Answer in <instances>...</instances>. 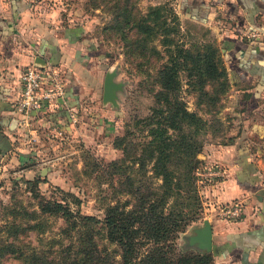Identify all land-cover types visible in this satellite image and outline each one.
<instances>
[{"label": "trees", "instance_id": "obj_1", "mask_svg": "<svg viewBox=\"0 0 264 264\" xmlns=\"http://www.w3.org/2000/svg\"><path fill=\"white\" fill-rule=\"evenodd\" d=\"M86 4L109 14L101 30L120 40L129 64L144 73L141 82L157 86L153 103L147 114L133 119L132 128L126 125L113 136L112 145L121 155L111 159L106 169L88 154L89 167L98 168L111 187L102 218L80 212L79 197L58 188V198H38L37 215L31 217L37 220L24 226L38 233L43 231L39 215L59 217L62 224L56 237L47 241L45 249L18 237L0 240V264L8 258L16 264H114L116 260L117 264H214L213 250L188 244L178 249L175 239L199 218L195 170L202 161L196 154L210 121L187 108L180 95V73L197 104L205 98L213 105L230 84L220 48L213 40L189 45L177 40L178 15L167 1L148 4L142 12L138 0H86ZM161 52L164 60L149 74V57L161 58ZM65 115L63 107L49 117L57 121ZM35 182L26 180L30 189ZM7 230L14 237L18 233L17 225H7Z\"/></svg>", "mask_w": 264, "mask_h": 264}, {"label": "rangeland", "instance_id": "obj_2", "mask_svg": "<svg viewBox=\"0 0 264 264\" xmlns=\"http://www.w3.org/2000/svg\"><path fill=\"white\" fill-rule=\"evenodd\" d=\"M162 1L169 2L173 7V0H138V6L142 12L148 4ZM65 2L68 4H63ZM61 4L80 12L79 19L85 25L82 37L92 43L95 47L93 53L100 56L99 61L94 57L98 61L100 71L113 70L114 80L122 83V90L117 92V107H111L108 103L100 104V86H97L96 96L89 97L82 105V111H85L89 121L100 127L95 137L102 140L101 144L97 145L92 141L85 144L75 135L64 132L52 133L48 130L45 132V129L41 130L39 136L33 138L25 129L23 134L14 131V136L24 139L20 143L15 141L13 152L5 155L0 152V240L8 241L18 237L22 243L37 244L39 248L44 249L47 241L56 237L57 227L62 224V220L55 216L39 215L43 231L37 233L34 229L24 227L37 220L31 217L37 215L38 198H58L60 196L58 188L71 191L80 199L78 205L80 212L102 218L104 205L110 200L111 187L102 178L98 168L89 167L88 154L103 169L107 168L111 159L119 157L121 151L113 147V136L122 133L127 128L126 125L132 128L134 118L149 112L153 103L152 92L157 87L141 82L144 73L129 64L120 40L117 37H108L102 32V25L109 19L106 11L99 7L91 8L86 4V0H61ZM257 24L244 35L250 36L248 46L226 49L223 40H228L229 38L225 37L229 35L228 31L222 34L223 25H220L222 27L219 29L220 36L212 34L202 24L178 17L179 29L175 38L184 42V45L213 40L221 47L223 64L230 81L227 90L219 95V99L213 105L205 98L197 104L195 93L186 87L184 74L180 73L183 83L180 95L187 108L196 110L210 121L206 132L201 135L202 147L196 154L202 161L195 170V184L200 200L199 218L191 221L182 232H179L175 239L178 249L185 247L186 236L192 233V228L199 225L203 218H219L214 213L212 204L240 201L243 212L242 197L221 201L211 193L210 188L229 175L227 165L218 160L219 156H233L236 159L238 156H248L255 168L258 166L259 156L264 160V92H261L264 88V24ZM157 47L161 49L160 46ZM161 55L162 57L158 59L149 57V62L152 63L146 66L149 74H153L161 60H164V53L161 52ZM60 72L64 75L62 71ZM251 75H256L257 80L252 79ZM147 81L150 79L147 78ZM213 168L219 170L216 175L209 173ZM26 180L36 181L33 189H30ZM35 192L38 194L34 195ZM249 199L254 200L252 195ZM31 212L34 214L31 215ZM10 224L17 225L18 233L16 232L15 237L7 230V225ZM2 264L16 262L8 258ZM114 264H117V260Z\"/></svg>", "mask_w": 264, "mask_h": 264}, {"label": "crops", "instance_id": "obj_3", "mask_svg": "<svg viewBox=\"0 0 264 264\" xmlns=\"http://www.w3.org/2000/svg\"><path fill=\"white\" fill-rule=\"evenodd\" d=\"M63 4L61 0H0L2 155L13 152L15 141L20 143L24 139L14 136L15 130L23 134L27 129L31 137L35 138L45 129V132L48 130L52 133L75 135L85 144L91 141L97 145L102 143V140L95 137L100 127L89 121L85 111H82L86 99L95 97L97 86L100 89L102 87L104 72L97 65L100 56L93 53L95 47L92 43L82 37L85 25L79 19L80 12L64 7ZM172 5L179 18L202 24L212 34L221 36L219 29L222 27V34L228 31L229 36L225 39H229L223 40L226 49L248 46L247 41L239 38L243 36L250 39V36H244L249 29L258 25L257 23L264 24V0H173ZM36 55L42 57L44 63L52 62L64 73L63 100L53 110L64 107L68 116H59L56 121L49 117L51 111L36 112L31 116L28 125L10 129V120H16L19 116L14 110V102L20 90L19 75L26 65L32 63ZM250 77L257 80L256 75ZM261 92H264V88ZM69 112L76 116L75 122H71ZM218 160L227 165L229 175L211 187V193L221 201L242 197L244 207L237 220L208 217L214 262L264 264V160L259 156L257 168L248 156H238L237 159L233 156H219ZM251 195L254 200L249 199Z\"/></svg>", "mask_w": 264, "mask_h": 264}, {"label": "built area", "instance_id": "obj_4", "mask_svg": "<svg viewBox=\"0 0 264 264\" xmlns=\"http://www.w3.org/2000/svg\"><path fill=\"white\" fill-rule=\"evenodd\" d=\"M54 64L44 63L36 66L32 63L26 65L20 75V90L14 102V110L19 115L15 120V127L28 125L31 116L36 112H48L57 108L63 100L65 77ZM71 122L76 116L69 112ZM211 169L210 174H217ZM217 217L225 220H237L242 214L240 201H229L212 204Z\"/></svg>", "mask_w": 264, "mask_h": 264}, {"label": "water", "instance_id": "obj_5", "mask_svg": "<svg viewBox=\"0 0 264 264\" xmlns=\"http://www.w3.org/2000/svg\"><path fill=\"white\" fill-rule=\"evenodd\" d=\"M33 65L43 66L44 60L36 55L32 61ZM114 71L107 69L103 73L101 87V103H108L111 107H117V92L122 90V83L114 80ZM15 126V118L9 123V128ZM186 243L199 250L209 252L211 250V224L207 218H203L201 223L192 228V233L186 236Z\"/></svg>", "mask_w": 264, "mask_h": 264}]
</instances>
